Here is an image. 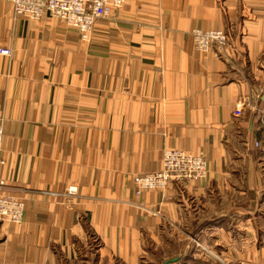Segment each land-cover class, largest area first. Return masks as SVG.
<instances>
[{"label": "crops", "instance_id": "obj_1", "mask_svg": "<svg viewBox=\"0 0 264 264\" xmlns=\"http://www.w3.org/2000/svg\"><path fill=\"white\" fill-rule=\"evenodd\" d=\"M0 47V192L25 205L0 264H264V0H125L90 42L0 0ZM171 148L207 177L135 196Z\"/></svg>", "mask_w": 264, "mask_h": 264}, {"label": "built area", "instance_id": "obj_2", "mask_svg": "<svg viewBox=\"0 0 264 264\" xmlns=\"http://www.w3.org/2000/svg\"><path fill=\"white\" fill-rule=\"evenodd\" d=\"M9 2L13 16L40 20L45 16L59 21L75 30L83 42H90L97 21L107 19L120 10L125 0H5ZM196 51L206 54L213 47L227 48L229 37L223 31L194 28L190 32ZM9 48L0 47V56L10 57ZM243 102L236 106L234 116L241 115ZM3 129L0 125V141ZM207 162L201 154H191L182 149L171 148L163 152L161 168L158 171L136 175L132 178L135 196L146 192L164 191L171 184L198 182L207 177ZM1 189V185H0ZM51 196L75 197L76 188L70 187L64 194ZM25 205L22 199L0 192V223L20 224Z\"/></svg>", "mask_w": 264, "mask_h": 264}, {"label": "water", "instance_id": "obj_3", "mask_svg": "<svg viewBox=\"0 0 264 264\" xmlns=\"http://www.w3.org/2000/svg\"><path fill=\"white\" fill-rule=\"evenodd\" d=\"M178 258L166 260L163 264H174L178 261Z\"/></svg>", "mask_w": 264, "mask_h": 264}]
</instances>
